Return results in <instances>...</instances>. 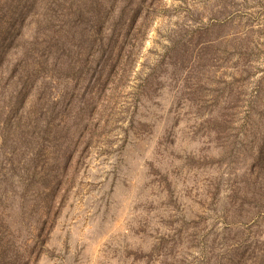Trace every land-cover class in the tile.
Listing matches in <instances>:
<instances>
[{"label":"rangeland","instance_id":"rangeland-1","mask_svg":"<svg viewBox=\"0 0 264 264\" xmlns=\"http://www.w3.org/2000/svg\"><path fill=\"white\" fill-rule=\"evenodd\" d=\"M0 264H264V0H0Z\"/></svg>","mask_w":264,"mask_h":264}]
</instances>
